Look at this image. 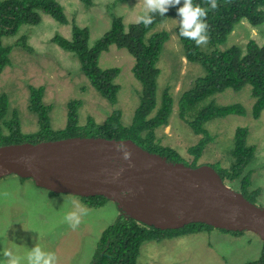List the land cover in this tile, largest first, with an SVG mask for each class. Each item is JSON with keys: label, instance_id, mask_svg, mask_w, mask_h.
Segmentation results:
<instances>
[{"label": "rangeland", "instance_id": "rangeland-1", "mask_svg": "<svg viewBox=\"0 0 264 264\" xmlns=\"http://www.w3.org/2000/svg\"><path fill=\"white\" fill-rule=\"evenodd\" d=\"M113 1L96 0L97 5L90 9L80 0H60V4L71 22L75 20L79 26L88 28L90 44L93 45L111 26V17L106 15L107 7ZM140 12L137 0L117 3L113 11L115 15L123 17L126 26L134 22L133 19L139 17ZM42 18V22L36 26H21L18 36L3 38L5 45L13 46V53L11 66H7L0 75V97L5 95L9 106L18 109L22 131L33 132L38 128L36 116L27 108L29 85L45 87V101L53 106L51 119L57 130L66 125V106L71 99L83 102L79 108L80 124H84L88 116H92L97 123L104 122L114 110H118L123 125H130L138 106L140 89L132 73L134 58L127 50L116 46L101 54L102 68L121 69L116 80L121 89L117 104L113 106L80 73L76 57L51 41L56 34L70 39L71 25L60 24L49 15ZM176 27L177 20L168 18L155 29V32L166 30L170 34L160 54L159 68L162 74L158 93L169 88L174 98L169 125L157 130V138L162 145L176 150L191 162L194 156L189 153V148L196 145L202 136L195 135L193 129L180 119L179 101L193 81L205 71L182 56V47L173 31ZM258 27L253 28L247 22L240 23L223 48H245L251 39L264 44V25ZM22 33L28 37L30 52L21 48L19 42L16 43ZM207 102H202L200 106ZM215 102L219 105L240 103L247 113L208 122L205 127L211 139L199 161L201 165L216 169L219 165L227 164V160L222 164L220 162L231 148L235 130L241 126L247 127V142L256 146L255 163L249 167L253 168L252 189H261L255 204L264 208V111L258 119L252 117L254 99L248 85L239 92L226 90L216 95ZM76 205L84 207L86 214L81 215V223L73 230L65 221V216L77 210ZM118 219V208L112 202L92 208L77 196H51L29 179L21 180L16 175L0 179V252L4 248L12 250L15 256L21 258V264H26L27 254L37 245L46 252H54L57 264H90L101 234ZM263 247L260 238L249 231L234 236L217 229L211 232L202 230L178 238L145 242L141 246L137 264H248L261 257ZM4 259L0 255V261Z\"/></svg>", "mask_w": 264, "mask_h": 264}, {"label": "trees", "instance_id": "trees-1", "mask_svg": "<svg viewBox=\"0 0 264 264\" xmlns=\"http://www.w3.org/2000/svg\"><path fill=\"white\" fill-rule=\"evenodd\" d=\"M87 8L92 7L94 0H80ZM219 7L208 11L207 24L209 42L197 47L194 41L180 37L184 56L191 64L202 67L205 74L197 77L191 87L185 91L179 101V117L201 140L189 148L193 155L191 162L176 150L164 146L157 138V130L167 127L173 111L174 98L169 88L158 93L159 68L161 51L169 40L165 31L154 32V29L168 18H177V8L171 7L164 17L158 13L148 27L141 23L130 24L126 28L123 18L111 14L110 29L93 45L89 43V31L72 23V39L58 34L52 42L63 50L73 54L79 63V71L90 85L111 105L115 106L121 89L116 82L121 73L118 67L102 68L100 57L109 51L111 46L125 49L134 58L132 73L140 85L138 106L130 125H123L121 112L114 110L104 122L97 123L92 116L84 124L79 121V108L83 105L80 99H71L67 103L66 125L57 130L52 125L53 106L45 101V87L29 85L28 111L37 118L38 128L33 132H23L20 114L17 108H11L5 95L0 97V146L40 143L72 137H103L115 140H131L143 149L166 157L174 163H184L190 167L201 165L199 159L206 150L210 135L206 124L214 119L229 115H246L247 111L240 103L219 105L215 96L233 90L241 91L247 85L254 99L251 115L258 119L264 111V44L260 45L251 39L245 48L232 46L223 48L236 26L247 22L250 26L264 25V0H217ZM194 5L209 8L205 0H193ZM49 15L60 24L68 20L58 0H0V75L7 66H11L13 46L3 43L4 37L18 36L21 26H36L42 22V16ZM179 34V27H176ZM30 52L25 33L16 43ZM204 101L206 104L200 106ZM249 129L238 127L235 130L233 143L228 146V154L223 155L229 161L221 167L214 168L223 178L225 184L242 193L249 201L256 203L261 189H252L253 168L256 146L247 142ZM249 168V171L246 169ZM21 180H25L19 178ZM233 189V190H234ZM51 196H56L49 192ZM92 208L103 207L109 199L103 196L79 197ZM202 230L211 232L213 227L196 223L177 230H166L149 227L146 224L127 219L121 215L111 226L106 228L97 242L96 251L90 264H137L141 246L148 241H162L198 233ZM239 236L242 231H226ZM264 243V242H263ZM248 264H264V247L261 257Z\"/></svg>", "mask_w": 264, "mask_h": 264}, {"label": "water", "instance_id": "water-1", "mask_svg": "<svg viewBox=\"0 0 264 264\" xmlns=\"http://www.w3.org/2000/svg\"><path fill=\"white\" fill-rule=\"evenodd\" d=\"M10 175L54 194L103 196L126 218L157 229L203 223L249 231L264 242V208L225 184L212 166L170 162L131 140L72 137L0 146V179Z\"/></svg>", "mask_w": 264, "mask_h": 264}, {"label": "clouds", "instance_id": "clouds-1", "mask_svg": "<svg viewBox=\"0 0 264 264\" xmlns=\"http://www.w3.org/2000/svg\"><path fill=\"white\" fill-rule=\"evenodd\" d=\"M127 1L128 0H114L113 4L111 6L107 7L108 13L106 16H110L111 14L115 15L113 13L114 6L117 3H124ZM137 1L140 4L141 12L139 14V17L134 18L133 19L134 22H132L130 24L141 23L144 25V27H148L149 25H151L153 23V21H154V15L153 14L158 13L161 17H164L171 7L179 6L182 3V0H137ZM58 2L60 3V0H58ZM205 3L207 5H209V8L202 7L198 4L194 5L193 0H183L182 6L177 8V15L179 17V20L175 17L173 18V19L177 20V27H179V34H178L176 29L173 31L179 39L180 45L182 47V56L184 57V59L186 61H187V59L184 56V48H183V45L180 41L179 35L185 39L194 41L197 47H200L202 45H206L209 42V36H208V27L209 26L206 22L208 11H209V9L210 10H216L219 7V5H218L217 0H205ZM96 5H97L96 0H94L93 6L89 7V8L86 7V8L90 9ZM63 9H64V13H65V8L63 7ZM142 13H143V15H141ZM67 20H68V23L65 25H71L72 26L73 22H75L76 25H78L75 20H73L72 22L68 18H67ZM123 24H124V22H123ZM130 24L128 26H126L124 24V26L126 28H128L130 26ZM254 28H259V27H254ZM155 29H154V32H155ZM162 31H165L169 34V32L166 30H161L158 32H162ZM169 37H170V34H169ZM260 45H263V44H260ZM110 48H109V51H110ZM128 156H129V154L127 152H125V159H127ZM110 202H112V201L110 200ZM112 203H114V202H112ZM114 204L116 205V203H114ZM75 207L77 210L68 212L65 216V221L69 224V226L73 230H75L79 226V224L81 223V215L86 214V209L84 207H82L80 205H76ZM118 211H119V217L121 215H123V213H121L119 209H118ZM149 227H153V226H149ZM213 229H215V228H213ZM217 230H219V229H217ZM162 231H166V230H162ZM223 233H225V232H223ZM226 234H228V233H226ZM0 255H2L5 258L4 260L0 261V264H21V258L15 256L13 254L12 250H10V249L4 248L2 250V252H0ZM26 264H57V256L54 252H46V251L42 250L39 245H37L34 248H32L31 251L27 254Z\"/></svg>", "mask_w": 264, "mask_h": 264}, {"label": "flooded vegetation", "instance_id": "flooded-vegetation-1", "mask_svg": "<svg viewBox=\"0 0 264 264\" xmlns=\"http://www.w3.org/2000/svg\"><path fill=\"white\" fill-rule=\"evenodd\" d=\"M78 27H80V28H83V29H87L88 30V28L87 27H81V26H79V25H77ZM89 31V30H88ZM60 36H62V37H64L63 35H60ZM65 38V37H64ZM66 39H68V38H66ZM72 39V26H71V37H70V39L69 40H71ZM89 43H90V34H89ZM57 45V44H56ZM91 45V44H90ZM58 46V45H57ZM59 47V46H58ZM62 49V48H61ZM63 50V49H62ZM65 51V50H64ZM65 52H67V51H65ZM67 53H69V52H67ZM104 53H106V52H104ZM69 54H71V53H69ZM72 56H74L73 54H71ZM75 57V56H74ZM183 228V227H182ZM179 229H181V228H179ZM170 230H177V229H170Z\"/></svg>", "mask_w": 264, "mask_h": 264}, {"label": "bare ground", "instance_id": "bare-ground-1", "mask_svg": "<svg viewBox=\"0 0 264 264\" xmlns=\"http://www.w3.org/2000/svg\"><path fill=\"white\" fill-rule=\"evenodd\" d=\"M190 224H196V223H190ZM190 224H187V225H190ZM186 226V225H185Z\"/></svg>", "mask_w": 264, "mask_h": 264}]
</instances>
